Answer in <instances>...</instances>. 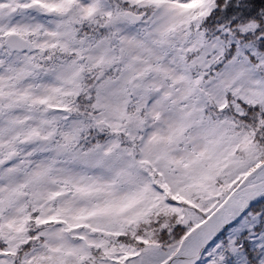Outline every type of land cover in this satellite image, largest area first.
I'll return each instance as SVG.
<instances>
[{
    "label": "snow or ice",
    "instance_id": "6c2138e0",
    "mask_svg": "<svg viewBox=\"0 0 264 264\" xmlns=\"http://www.w3.org/2000/svg\"><path fill=\"white\" fill-rule=\"evenodd\" d=\"M0 264H264V0H0Z\"/></svg>",
    "mask_w": 264,
    "mask_h": 264
}]
</instances>
